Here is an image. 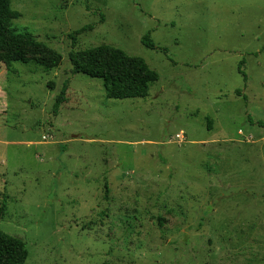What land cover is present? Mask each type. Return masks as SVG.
<instances>
[{"label": "rangeland", "instance_id": "374dc122", "mask_svg": "<svg viewBox=\"0 0 264 264\" xmlns=\"http://www.w3.org/2000/svg\"><path fill=\"white\" fill-rule=\"evenodd\" d=\"M10 8L59 57L0 63V230L25 264H264V0ZM99 45L158 73L146 98L72 72L69 52Z\"/></svg>", "mask_w": 264, "mask_h": 264}, {"label": "trees", "instance_id": "16d2710c", "mask_svg": "<svg viewBox=\"0 0 264 264\" xmlns=\"http://www.w3.org/2000/svg\"><path fill=\"white\" fill-rule=\"evenodd\" d=\"M11 0H0V63L27 64L32 61L50 70L59 64V57L53 51H46L44 46L35 40L24 29H15L12 21L18 14L10 8ZM91 26L74 31L70 38L75 44V36ZM141 44L154 50L156 47L149 34L141 38ZM68 59L74 74H81L102 82L107 99H144L148 96L150 87L158 81V73L139 57L130 56L122 50L99 45L78 51H70ZM242 61L238 67L241 73ZM244 76V75H243ZM66 84L55 98L56 111L66 102ZM237 96H242L236 91ZM244 99V96H243ZM27 251L24 242L0 230V264H25Z\"/></svg>", "mask_w": 264, "mask_h": 264}, {"label": "built area", "instance_id": "2783aa9c", "mask_svg": "<svg viewBox=\"0 0 264 264\" xmlns=\"http://www.w3.org/2000/svg\"><path fill=\"white\" fill-rule=\"evenodd\" d=\"M176 138L179 140V142H182L183 141V134L181 133V134H177L176 135Z\"/></svg>", "mask_w": 264, "mask_h": 264}, {"label": "crops", "instance_id": "0c3cea01", "mask_svg": "<svg viewBox=\"0 0 264 264\" xmlns=\"http://www.w3.org/2000/svg\"><path fill=\"white\" fill-rule=\"evenodd\" d=\"M178 134H181V132H180V133H178Z\"/></svg>", "mask_w": 264, "mask_h": 264}]
</instances>
